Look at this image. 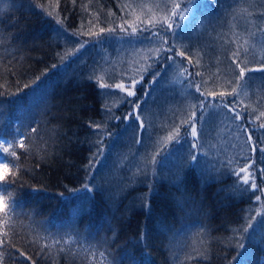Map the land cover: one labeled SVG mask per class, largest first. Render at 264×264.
<instances>
[{"label": "trees", "instance_id": "16d2710c", "mask_svg": "<svg viewBox=\"0 0 264 264\" xmlns=\"http://www.w3.org/2000/svg\"><path fill=\"white\" fill-rule=\"evenodd\" d=\"M127 4L0 0V164L9 165L0 198L15 208L0 212V264H264V194L258 192L264 179L255 180L256 191L233 175L234 164L208 172L186 163L176 173H162L156 162L154 175L136 185L129 169L113 160L128 124L114 117L128 115L131 106L104 102L98 68L90 63L116 41ZM166 34L179 51L181 43ZM82 37L90 40H81L87 44L80 49ZM185 53L195 83V73L210 78ZM136 94L132 99L141 108L147 93L137 87ZM262 107L249 103L252 110L244 108L240 125L264 133L248 123L264 113ZM96 124L103 143L93 134ZM20 139L27 150L17 147ZM90 160L94 178L85 171ZM86 184L99 187L90 193ZM142 232L146 246L139 243ZM240 242L247 249L241 251Z\"/></svg>", "mask_w": 264, "mask_h": 264}, {"label": "rangeland", "instance_id": "374dc122", "mask_svg": "<svg viewBox=\"0 0 264 264\" xmlns=\"http://www.w3.org/2000/svg\"><path fill=\"white\" fill-rule=\"evenodd\" d=\"M209 2L210 0H198V3L197 0H128L124 22L115 36L116 41L110 42L101 51L99 60L95 59L90 63L96 71L98 68V85L105 82L109 88L114 89L117 84L130 85L133 79H143L136 88L147 93L144 105L140 108L146 130L141 136L139 122L136 123L134 118L128 121L113 156V160L129 169L132 179L130 182L136 185L145 176L151 178L154 175L152 169L156 171V162L153 163V156L157 158L158 172L176 173L178 168L184 167V157L193 142L200 145L193 150L199 156V169L217 172L221 167H231L234 164L233 175L240 182L243 183V177L251 173L252 178L248 184L250 189L257 178L264 179L261 172L264 171V164L261 163H264V156H253L251 148L243 146V138L248 136V132H243L244 128L239 121L229 118L230 113L225 115L227 109L210 107L204 113L206 121L197 122L198 135L193 141L189 123L193 121V113H196L198 119L201 110L198 107L199 99L196 98L199 97V93L195 91L197 82L190 89L188 87L187 77L191 72L189 64L182 61L183 68L188 69L187 73L182 74L180 57L174 64L164 61L157 63L155 59L163 41H170L167 34H161V23L167 19L173 25V29L168 30L171 39L181 43L179 51H190L195 64L203 65L204 70L201 72L205 75L209 73L210 78L203 80L195 75L205 94L231 91L236 86L232 75L234 65H231L230 59L233 53H238L239 59L249 68H259L264 64V35L261 34V30H264V0H211L212 6L208 7ZM176 5L180 7L176 8ZM174 10L175 13L184 11L187 20L174 14ZM148 21H152L155 27L149 26ZM145 27L148 31L142 30ZM79 40L78 47L81 49V44H87L81 40L90 38L82 37ZM85 57L81 59L82 62L86 60ZM149 65L154 67L149 74H145ZM154 72L161 75L154 83H150ZM250 75L253 78L240 89V94L235 99L227 97L241 113L244 108H249V103H252V107H262L264 104V73L253 72ZM112 95L108 97V94L103 93L104 102L109 107L124 103L126 93L117 90ZM252 95L257 96L256 100L250 99ZM212 99L208 97L210 104ZM216 100L219 102L220 98L217 96ZM262 117L258 111L255 119L252 117L248 123L260 125ZM177 132L181 141L174 143L169 136H176ZM205 149L209 151V156L202 152ZM251 156L253 158L249 159ZM241 158L245 161H239ZM242 167L246 169L245 172L240 171ZM258 192L264 194L263 189ZM256 202L259 209L262 206L261 197Z\"/></svg>", "mask_w": 264, "mask_h": 264}, {"label": "snow or ice", "instance_id": "6c2138e0", "mask_svg": "<svg viewBox=\"0 0 264 264\" xmlns=\"http://www.w3.org/2000/svg\"><path fill=\"white\" fill-rule=\"evenodd\" d=\"M197 3H198V0H197ZM194 6H196V5H194ZM207 6L208 7L212 6L211 0ZM179 7H180V5H176V8H179ZM174 14L179 15L181 17V19L184 21L187 20V17L185 16L184 11H180L178 13H175V10H174ZM147 23L149 26L155 27V24L152 21H148ZM177 27H180V26L178 25ZM161 29H163V32L161 34H166L168 32V30L173 29V25L171 23H169L167 19H165L161 23ZM142 30L148 31V28L145 27ZM101 31H103V29ZM111 31L112 30L109 29V32H111ZM133 31L135 32L136 29H133ZM157 31H160V29H158ZM261 34L264 35V30H261ZM57 35H59V32L57 33ZM253 35H255V34L253 33ZM149 42L151 43V41H149ZM84 46H85L84 44H81V48H83ZM78 51H79V49H76L75 52L69 53L64 59H69V57L75 55ZM157 51H158V55L155 58L157 63H159L161 61H166L168 64H174V63H176V57L179 56L181 58V65L180 66L182 69V74L188 72V69L183 68L182 61L184 59H187L188 63L191 64L192 60L189 59L188 56H186L185 51H177L176 47L174 45L170 44V42L166 39L163 41L162 47L159 48ZM230 59H231V65H234V67H232V75L235 78L234 83L236 84L235 87H232L231 91H220L219 93L213 91V92L205 94L203 91H201V85L195 84V91L197 93H199V97H196V98L199 99L198 107L201 110V112H200L198 119H197L196 113H193V121L189 123V127L191 128V137L193 138V141H195V139L198 135V129L196 126L197 122L206 121L207 117L205 116L204 113L207 112L210 107L211 108L227 109V112L225 113V115H228L230 113L231 114L229 117L230 119L243 123V114L240 111H237L236 107L234 105H232V102L229 101L227 99V97H233V99H235V97L240 94V89L246 85L248 80L253 78L250 75L251 73H253V72L264 73V64H262V66L259 68H249L245 62H243L239 59L238 53H233V55ZM54 67H56V66L54 65ZM153 67H154V65H149V67L145 69V74H148L149 72H151ZM160 75H161V73L154 72V75L152 76L150 83H154L156 81L157 77H159ZM195 75L199 76L200 73H195ZM39 79L40 78L38 77L37 80H39ZM187 80H188V87L190 89L193 86V84L195 83V81H194L193 76H191V75H189L187 77ZM142 82H143V79L139 80V81L133 79L131 81L130 85H125L124 83H120V84H117L114 89L109 88V86L107 84H100L99 85V88L101 89V91L104 94H108V95L115 94V92L117 90H119V92H121V93H126L124 102L128 103L131 106V110H130L128 115H125L123 117L115 116L114 118L118 122L121 120L127 122L130 119L134 118L136 123L139 122L138 127L141 131V136H143V133L146 130V123L144 120L141 119L140 102L138 100L133 101L132 98L136 97V86L138 84H141ZM104 90H107V92H104ZM217 96L220 98L219 102H217V100H216ZM208 97L213 98L211 101V104L209 103ZM261 115L264 116V113H261ZM99 127L100 126L98 124L94 125V133H93L94 135H101L99 132L96 131L97 129H99ZM259 127H260V129H264V123L260 124ZM32 131L36 132L37 130L35 128H33ZM243 132L249 133V135L247 136V142L246 143L251 145V151L253 153H255L258 149L256 147V141L253 139L254 130L244 128ZM109 135H112V134L109 133ZM169 139L172 140L174 143H179L181 141V137L179 135V132H177L176 136H169ZM99 142L103 143L102 135H101V140ZM140 142L141 141H137V143H140ZM2 143H9V142L8 141H2ZM17 147L20 149L27 150V146L25 144L24 139L19 140ZM199 147H200V145L195 143V142H193L191 144L190 151L184 157V160L187 163V165L198 167V157L199 156L197 154H195L193 152V150H195ZM3 151L5 154H8L9 148H4ZM259 151L261 152L262 155H264V148L259 149ZM101 152H102V149L98 148L97 153L93 154L94 157L100 155ZM10 155L12 157H16L17 153L15 150H12ZM152 161H153V163L157 162V158L155 156H153ZM90 167H92V161L91 160L89 161L88 165H85V171H86V174L88 176H93V178H94V174L88 173V171H87ZM8 171H9V165L8 164H6V163L0 164V186H3V185L8 183V179H7ZM240 171L245 172L246 169L242 167L240 169ZM11 175L13 177H15L16 173H11ZM251 178H252L251 173H249V175H245L243 177V184L248 185ZM145 179H147V176H145ZM98 187H99V185H96L95 187H89L86 184L84 189H86L88 192L91 193V192H94L96 190V188H98ZM252 189L258 190L257 185L255 183H252ZM153 190H154V186L150 185L149 194H151V192ZM140 199L143 201L145 199V197H141ZM257 199H260V197H257ZM143 206L150 208V204L143 205ZM6 208H9L11 211H15V208L12 205H6L3 201V198H0V212H4ZM249 227H251V224H249ZM245 231H247V229H245ZM146 240H147L146 233L142 232L139 243L144 244L146 246ZM0 243H2V242H0ZM238 247L241 251L247 249V245L243 242H240L238 244ZM241 251L238 253L237 257L234 258V262L237 260ZM20 256L24 257L25 256L24 252H20ZM2 259H3V257H0V260H2Z\"/></svg>", "mask_w": 264, "mask_h": 264}, {"label": "bare ground", "instance_id": "6f19581e", "mask_svg": "<svg viewBox=\"0 0 264 264\" xmlns=\"http://www.w3.org/2000/svg\"><path fill=\"white\" fill-rule=\"evenodd\" d=\"M256 97L254 98V100H256ZM262 122L264 123V121H262V119H260V123H262ZM254 134H255L254 137H256V140H255L256 141V147L259 146L261 148H264V141H261V139H264V133L257 134L256 131H254ZM246 142H247V137L243 138L242 144L245 148H251V145L246 143ZM258 156H259V158H262L264 155H262L261 152L259 151Z\"/></svg>", "mask_w": 264, "mask_h": 264}]
</instances>
